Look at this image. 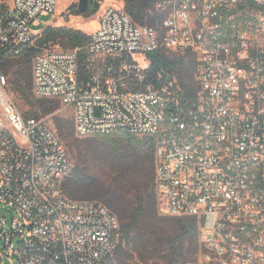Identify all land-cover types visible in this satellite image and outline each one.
<instances>
[{"label":"built area","instance_id":"2783aa9c","mask_svg":"<svg viewBox=\"0 0 264 264\" xmlns=\"http://www.w3.org/2000/svg\"><path fill=\"white\" fill-rule=\"evenodd\" d=\"M58 0L0 7V59L20 56ZM157 26L110 5L85 47L45 48L33 92L74 110L80 138L131 133L155 143L163 215L201 222L203 264H264V0H156ZM195 55L197 97L150 76L148 54ZM0 68V212L3 256L19 264H117L120 222L105 204L68 198L74 164L46 119H26Z\"/></svg>","mask_w":264,"mask_h":264},{"label":"trees","instance_id":"16d2710c","mask_svg":"<svg viewBox=\"0 0 264 264\" xmlns=\"http://www.w3.org/2000/svg\"><path fill=\"white\" fill-rule=\"evenodd\" d=\"M123 2L125 10L137 24H159L156 0ZM98 7V0H94L93 11ZM69 10L74 15L80 14L74 4ZM90 38L91 35L80 29L47 25L20 56L0 59V68L6 76L15 67L13 91L31 107L25 112L26 119H42L60 109L58 100L34 95V58L52 44L60 43L67 49L79 48L82 73L87 77L91 72V62L85 47ZM168 51L148 54L151 78L159 84V75H163L162 79L173 81L181 88L183 97L195 99L199 90L197 80L195 87L182 80L178 73L183 76L181 69L186 62L183 58L171 59ZM193 56L189 62L196 65ZM55 127L75 160L72 172L63 181L65 195L75 200L102 202L119 219L120 236L115 252L117 264H148V256L152 254H159V260L152 264H189L186 241L189 240V246L194 244L201 222L196 217H189V222L182 225L177 237L164 226L167 218L159 215L157 206L153 138L127 132L80 138L75 131L74 118L61 116L55 118Z\"/></svg>","mask_w":264,"mask_h":264},{"label":"rangeland","instance_id":"374dc122","mask_svg":"<svg viewBox=\"0 0 264 264\" xmlns=\"http://www.w3.org/2000/svg\"><path fill=\"white\" fill-rule=\"evenodd\" d=\"M12 0H0V7H4L5 5L11 4ZM99 7L90 13L87 14H78L74 15L69 10V7L71 5H76V8L78 9L79 0H58L57 9L54 14L50 15H42L40 16V24L34 25L33 29L37 31L38 33H41L45 26L48 24L52 26H67L74 29H80L87 34L91 35L93 31H95L99 24V19L103 13V11L110 5L114 6H120L124 8V2L123 0H98ZM50 47L52 48H59V49H67L66 47H63L62 44H52ZM168 55L171 59L176 58H183L185 60V64L183 66V70L181 69V72L183 73V76L181 73H178L180 77H182V80H185L187 84H189L191 87H195V81H196V72H197V64H191L189 62V59H192L193 53L190 52H178V51H168ZM15 67H13L8 73L7 77L9 80V87L8 91L11 96L12 102L18 109V111L25 117V112L31 110V107L27 106L25 102L18 96V94L13 91L12 88V79L14 75ZM35 95V94H34ZM37 97V96H36ZM57 116L66 117L69 119L74 118V110L71 107H66L60 104V109L56 111L55 113L43 117V119H46L52 127L57 131L55 127V118ZM58 133V132H57ZM60 137V136H59ZM61 139V137H60ZM62 143L68 150V153L70 155V158L75 165V160L72 156V153L68 146L66 145L65 141L61 139ZM156 194H157V206H158V213L160 216L167 218L165 227L169 228V230L173 233L174 237H177L181 233V227L182 225H185L189 222V216H169V215H163L160 212L159 209V195L156 185ZM0 212L6 215L8 218H11L12 215L18 217V214L9 208L3 207V205L0 204ZM175 217L179 219H174ZM178 220L180 222H178ZM181 221L183 223H181ZM193 246V247H192ZM186 254L188 255V258H190L189 264H203V253H204V245L202 240V228L201 225L198 228V233L194 237V244L189 246V240L186 241ZM190 247L191 251H190ZM195 250L193 253L192 251ZM148 264L155 263L157 260H159V254H152L151 256H148ZM135 261V259H134ZM0 264H19L18 261H14L8 256H3L1 252V246H0Z\"/></svg>","mask_w":264,"mask_h":264},{"label":"water","instance_id":"95a60500","mask_svg":"<svg viewBox=\"0 0 264 264\" xmlns=\"http://www.w3.org/2000/svg\"><path fill=\"white\" fill-rule=\"evenodd\" d=\"M94 0H79L78 11L81 14H87L92 12V4Z\"/></svg>","mask_w":264,"mask_h":264},{"label":"flooded vegetation","instance_id":"af4514ba","mask_svg":"<svg viewBox=\"0 0 264 264\" xmlns=\"http://www.w3.org/2000/svg\"><path fill=\"white\" fill-rule=\"evenodd\" d=\"M92 6H93L92 11H93V10H94V2H93V4H92Z\"/></svg>","mask_w":264,"mask_h":264},{"label":"crops","instance_id":"0c3cea01","mask_svg":"<svg viewBox=\"0 0 264 264\" xmlns=\"http://www.w3.org/2000/svg\"><path fill=\"white\" fill-rule=\"evenodd\" d=\"M48 25H50V24H48Z\"/></svg>","mask_w":264,"mask_h":264}]
</instances>
